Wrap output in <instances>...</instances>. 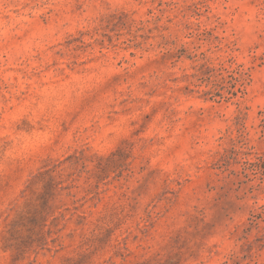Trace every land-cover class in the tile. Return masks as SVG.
Instances as JSON below:
<instances>
[{
  "label": "rangeland",
  "instance_id": "374dc122",
  "mask_svg": "<svg viewBox=\"0 0 264 264\" xmlns=\"http://www.w3.org/2000/svg\"><path fill=\"white\" fill-rule=\"evenodd\" d=\"M264 0H0V264H264Z\"/></svg>",
  "mask_w": 264,
  "mask_h": 264
},
{
  "label": "trees",
  "instance_id": "16d2710c",
  "mask_svg": "<svg viewBox=\"0 0 264 264\" xmlns=\"http://www.w3.org/2000/svg\"><path fill=\"white\" fill-rule=\"evenodd\" d=\"M253 169L255 170V174L260 176L261 183H264V157H261L259 161L251 164Z\"/></svg>",
  "mask_w": 264,
  "mask_h": 264
}]
</instances>
